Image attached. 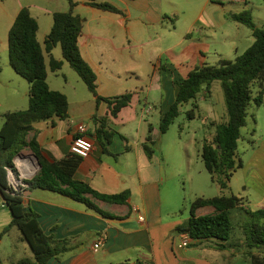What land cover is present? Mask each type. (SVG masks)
<instances>
[{
	"label": "crops",
	"instance_id": "0c3cea01",
	"mask_svg": "<svg viewBox=\"0 0 264 264\" xmlns=\"http://www.w3.org/2000/svg\"><path fill=\"white\" fill-rule=\"evenodd\" d=\"M73 1L76 3L74 14L84 19L80 52L97 76V92L103 99L98 101L92 93H84L79 79L69 71V64L56 55L58 46L51 54L45 51L48 84L52 90L67 96L69 117L36 123L31 137L37 138L48 158L62 160L72 155L70 148L76 127L83 123L94 149L79 164L75 179L103 194L129 191L130 197L125 204H109L88 196L99 209L114 216L106 217L71 197L24 188L23 204L39 214L38 222L44 233L57 240L71 239L73 245H78L61 261L52 258L48 264H226L230 256L231 259L246 256L241 250H218L214 240L197 241L188 247L181 245L182 234L177 233L176 228L191 215L190 208L181 210L185 198L177 180L184 173L185 147L182 143L174 145L179 166L162 152L154 149L149 155L144 148L150 129L156 142L163 136L161 119L179 91L175 81L184 80L198 63L210 65L203 56L205 50L219 53L224 48L237 49L239 25L229 28L226 23L230 20L228 15L234 12L226 10V4L217 0ZM242 1L227 0L230 4ZM91 2L111 4L121 12L93 7ZM211 6L222 7L223 19L209 14ZM22 8H28L38 21L37 38L45 50L53 14L69 11L70 5L68 0H0V20L7 23V29L10 30ZM198 53L202 57L193 56ZM51 56L63 61L61 70H51ZM23 80L13 70L9 59L0 63V130L4 113L29 106L30 85ZM208 92L204 87L196 100L185 104L191 105L188 111L193 110L195 117L202 110L198 100H206L210 96ZM129 93L131 102L113 115L115 99ZM149 107L150 111L145 113ZM206 112L208 118L204 125L217 124L214 109L209 107ZM214 135L215 132L207 140ZM258 154L264 166V142L259 151L254 149L255 157ZM26 157V163L34 166V158ZM256 168L262 172L255 164H245L242 169L251 170L249 177L254 176V183L264 199V174L258 171L252 175ZM214 184L217 186L215 194L198 197L223 195L219 185ZM238 197L244 199L245 208L252 210L248 197ZM261 205L264 208V204ZM216 212L215 208L205 207L196 214L205 216ZM140 216L144 217L143 221ZM12 219L0 189V236ZM13 228L2 236L0 247ZM19 240L26 242L21 235ZM99 241L100 247L94 250ZM27 259L35 261L33 252ZM21 260L23 258L12 264Z\"/></svg>",
	"mask_w": 264,
	"mask_h": 264
},
{
	"label": "trees",
	"instance_id": "16d2710c",
	"mask_svg": "<svg viewBox=\"0 0 264 264\" xmlns=\"http://www.w3.org/2000/svg\"><path fill=\"white\" fill-rule=\"evenodd\" d=\"M68 1L69 11L53 14L52 29L45 38V50L37 38L39 23L28 8L20 10L9 31L10 65L30 85L28 108L4 113V124L0 130V189L13 215L0 240L5 233L16 227L21 232L22 239L29 244L35 259L32 261L26 258L16 264H48L52 258L61 261L67 253L78 248L77 244H72L71 239L57 240L45 234L38 222L39 214L30 206H24L22 190L15 191L11 188L7 168L16 171L14 159L22 151L30 150L41 164V169L35 176L24 180L29 189H42L71 197L106 217L114 216L99 209L88 196L109 204H125L130 197L129 191L103 194L89 184L75 179L76 170L83 160L81 157L70 155L62 160H51L44 154L37 138L31 137L36 123L69 117L67 96L52 90L48 84L45 51L51 54L54 48L60 46L63 60L79 75L98 101L103 99L97 92V76L79 48L84 19L74 14L76 3ZM90 5L121 12L107 3L91 2ZM228 18L252 30L253 44L234 60L221 59L216 65L198 66L184 80L175 81L179 88L176 100L160 122V133L164 135L180 115L181 107L196 100L204 87L209 91L213 82L221 83L228 118L217 124L214 137L203 143L201 158L212 181L222 190L229 188L234 173L244 166L238 141L243 137L242 129L247 124L249 111L253 106L264 105V27L257 26L248 11L230 13ZM62 65L63 61L51 56L50 68L53 72L61 70ZM131 98L130 93L116 98L112 114L116 115L126 107ZM107 101L112 103L111 100ZM188 118H195L193 110L188 111ZM156 144L150 129L144 144L149 155L154 153ZM244 204V199L234 194L197 197L191 204L190 218L178 225L176 231L179 234H189L196 241L214 240L218 250H241L249 259V264H264V208L253 211L245 208ZM205 207L215 208L217 212L197 216V210ZM236 209L244 211L249 218L244 226L242 239L233 241L235 226L231 213Z\"/></svg>",
	"mask_w": 264,
	"mask_h": 264
},
{
	"label": "rangeland",
	"instance_id": "374dc122",
	"mask_svg": "<svg viewBox=\"0 0 264 264\" xmlns=\"http://www.w3.org/2000/svg\"><path fill=\"white\" fill-rule=\"evenodd\" d=\"M217 2H224L226 4V10H231L234 13H240L243 11H248L252 14L255 24L259 27H264V0H247L242 1L237 4H230L227 0H217ZM218 9L214 11L212 9ZM195 12V9L192 10ZM209 14H215V16L222 17L223 10L222 7L218 8L216 6H211L208 10ZM229 12V11H225ZM229 20L226 22L228 27L239 25L237 41V49L224 48L219 53L214 51L203 52V56L207 59V63L210 65L218 64L219 59H230L234 60L241 54H243L254 42V37L252 30L243 24ZM7 23L1 19L0 20V63L9 59V29L6 28ZM227 26V25H226ZM224 26L223 28H225ZM235 34H237L236 28H233ZM58 57H62L61 47L58 46L55 51ZM194 57H202L200 53L193 54ZM64 61V60H63ZM166 62L165 57L163 58V63ZM66 65L67 62L64 61ZM204 63H198L201 66ZM69 71L74 73L76 79H79L84 93L89 95L91 92L88 90L86 84L80 80L79 75L68 65ZM23 78V77H22ZM24 79V78H23ZM63 79L61 78V81ZM27 81V80H23ZM26 83V82H24ZM256 90V88H254ZM70 92V91H69ZM210 96H207L206 100L199 99L198 102L202 107V110L196 115L194 119L188 118V110L191 107L185 105L181 108L180 115L175 120V122L170 126L168 132L161 136L157 141L155 149L160 153L167 155L171 160H175L177 166H179V156L174 155V145L182 143L185 147V157L182 159L185 161L184 173L177 178L180 184V190L185 198L184 205H182L181 210L189 209L192 202L201 194H215L216 184L212 181L210 173L207 171L205 163L201 158V149L205 140L211 137L216 131V125L224 122L228 118L227 107L225 102V97L221 83L215 81L211 84L209 92ZM71 94V93H69ZM72 96V95H71ZM212 107L215 111V116H217V124L205 126L204 123L208 118L206 110ZM205 109V110H204ZM23 110V109H22ZM26 110V109H24ZM242 138L238 141V150L240 157L242 158L244 165H257L262 169V172L255 169L252 173L260 172L264 174V166L258 154L256 157L254 155V149L258 151L263 146L264 142V105L261 107L253 106L249 111V116L247 118V124L242 129ZM196 142V144H194ZM173 148V150H172ZM24 157L16 158V171L15 176L22 177L24 180L30 179L34 173H38L40 170L38 164L35 162V167L30 163H26V155H31L30 150H24L21 152ZM169 154L171 156H169ZM187 158V159H186ZM14 161V163H15ZM19 164L24 165V172ZM30 165V166H29ZM32 168V169H31ZM29 169V170H28ZM202 172V173H201ZM251 170L239 169L236 171L231 179L229 188L223 190L224 194H232L237 196H244L249 198V207L254 211L261 208V204H264V199L262 198L261 190L254 183V176L249 177ZM264 181V178H263ZM7 213V211H6ZM1 215H5L2 214ZM232 220L235 226L233 241L237 238L241 239L244 233V226L248 220V215L242 210H233L231 213ZM1 233V232H0ZM20 232L17 228H13L6 236L3 238V244L0 247V257L1 264H12V262H17L20 259L29 258L32 256V251L27 242L20 241ZM246 261V262H245ZM227 263L230 264H249V260L246 256L242 258L231 259L227 258Z\"/></svg>",
	"mask_w": 264,
	"mask_h": 264
},
{
	"label": "built area",
	"instance_id": "2783aa9c",
	"mask_svg": "<svg viewBox=\"0 0 264 264\" xmlns=\"http://www.w3.org/2000/svg\"><path fill=\"white\" fill-rule=\"evenodd\" d=\"M149 111L150 107L148 109H145V113ZM86 134V126L83 123L78 124L76 127V134L70 148V152L72 155L79 156L82 159L89 157L94 149V144L92 140ZM7 170L9 173L10 186L13 190L19 191L28 187V185L24 182V179L22 177L15 176V173L11 168H7ZM12 178H14V180ZM134 210L138 212V208H135ZM139 219L140 221H143L144 217L140 216ZM196 242L197 241L190 237L189 234H182L181 245L183 247H188ZM100 244L101 241L97 242V244L94 245V250H97L100 247Z\"/></svg>",
	"mask_w": 264,
	"mask_h": 264
},
{
	"label": "water",
	"instance_id": "95a60500",
	"mask_svg": "<svg viewBox=\"0 0 264 264\" xmlns=\"http://www.w3.org/2000/svg\"><path fill=\"white\" fill-rule=\"evenodd\" d=\"M23 157H24V155H23L22 153H20L19 155H17L16 158H23ZM32 158H34V160H35L36 163L38 164L39 169H41V164H40L38 158H37L34 154H32ZM15 163H16V161H15ZM16 165H17V164H16ZM35 175H36V173H34V174L30 177V179H31L33 176H35Z\"/></svg>",
	"mask_w": 264,
	"mask_h": 264
},
{
	"label": "bare ground",
	"instance_id": "6f19581e",
	"mask_svg": "<svg viewBox=\"0 0 264 264\" xmlns=\"http://www.w3.org/2000/svg\"><path fill=\"white\" fill-rule=\"evenodd\" d=\"M19 166H20V168H21L24 172L28 173V171H25V167H24V165L19 164ZM12 179L14 180V178H12Z\"/></svg>",
	"mask_w": 264,
	"mask_h": 264
}]
</instances>
